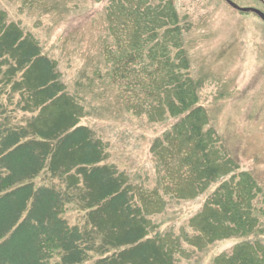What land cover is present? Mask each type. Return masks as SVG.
I'll return each mask as SVG.
<instances>
[{
    "label": "rangeland",
    "instance_id": "374dc122",
    "mask_svg": "<svg viewBox=\"0 0 264 264\" xmlns=\"http://www.w3.org/2000/svg\"><path fill=\"white\" fill-rule=\"evenodd\" d=\"M237 1L241 7L264 11L258 0ZM166 2L154 0L150 3L155 5H149L160 13L157 42L169 48L175 64H182L179 54L185 50L190 63L186 73L198 85L199 106L210 119L205 130L211 129L217 141L212 159L229 172L202 188H195L198 177L183 161L187 146H179L168 135L180 121L178 110L171 114L168 105L159 103L174 98L168 94L150 97L159 78L147 76L151 68L146 53L136 63L120 68L125 78H113L114 65L109 60L114 61L117 54L114 18L118 16L122 24L129 22L126 16L113 14L117 2L0 0V10L57 63L66 93L82 111L80 125L89 127L105 144L108 156L104 165L128 178L138 201L141 194L148 197L150 203H144L143 209L150 236L177 244L178 264H218L221 256L230 255L245 242L258 243L264 250V22L222 0H173L178 19L172 20ZM177 24L178 33L172 32ZM134 34L145 39L144 31L135 33L127 27L123 32L127 50ZM13 100L0 96V104L6 106L15 125H26L38 115L22 111L18 96ZM195 160L199 165L202 162ZM35 184L64 187L62 179L48 172ZM224 184L253 192L251 205L257 225L251 237L210 244L211 235L199 238L192 225L198 227L200 221L193 218L205 206L211 208L208 200ZM65 217L71 226L87 222V212L74 206ZM189 242H198V246ZM98 259L93 255V261Z\"/></svg>",
    "mask_w": 264,
    "mask_h": 264
},
{
    "label": "trees",
    "instance_id": "16d2710c",
    "mask_svg": "<svg viewBox=\"0 0 264 264\" xmlns=\"http://www.w3.org/2000/svg\"><path fill=\"white\" fill-rule=\"evenodd\" d=\"M112 1L117 2L113 14L129 19L122 24L118 16L113 17L117 44L115 60L109 58L113 78H125L120 68L136 63L145 52L151 68L147 76L159 78L150 97L168 94L174 98L159 105H168L171 114L178 110L177 133L173 130L168 135L179 146H187L182 156L191 174L198 177L195 188L217 182L229 172L212 159L217 141L211 129L205 130L210 119L199 106L198 85L186 73L190 63L185 50L175 53L181 55L182 63L175 64L169 48L159 46L160 13L150 9L154 0ZM166 1L172 20H177L175 3ZM174 26L171 31L176 33L178 24ZM127 27L146 33L145 39L134 34L129 50L123 35ZM60 78L57 63L0 10V96L8 95L12 103L18 96L22 111L38 113L26 125H15L0 104V264H178L179 246L150 236L143 209L144 203H150L148 197L141 194L140 204L128 178L104 165L108 156L104 142L80 125V106L66 93ZM44 172L62 179L64 187L37 186L35 180ZM253 197L248 187L224 184L217 189L208 200L211 208L205 206L193 218L200 221L198 227L192 225L199 238L211 235L213 244L251 237L257 225ZM70 206L87 212L85 225H70L65 217ZM189 243L198 246V242ZM253 243L237 245L218 264H264L263 247ZM93 255L99 259L93 261Z\"/></svg>",
    "mask_w": 264,
    "mask_h": 264
},
{
    "label": "water",
    "instance_id": "95a60500",
    "mask_svg": "<svg viewBox=\"0 0 264 264\" xmlns=\"http://www.w3.org/2000/svg\"><path fill=\"white\" fill-rule=\"evenodd\" d=\"M226 2L232 7L234 8L235 10L239 11V12H242V13H246V14H249V13H254L256 15H258L260 17V19L264 22V13L258 11V10H255V9H250V8H240L238 5L234 4L233 2H231L230 0H226Z\"/></svg>",
    "mask_w": 264,
    "mask_h": 264
},
{
    "label": "flooded vegetation",
    "instance_id": "af4514ba",
    "mask_svg": "<svg viewBox=\"0 0 264 264\" xmlns=\"http://www.w3.org/2000/svg\"><path fill=\"white\" fill-rule=\"evenodd\" d=\"M222 1H223L224 3H226V4L229 6V4H228L225 0H222ZM230 1L233 2L234 4L238 5L239 7H241L240 4H239V2H238L237 0H230ZM258 2L264 7V0H258ZM241 8L255 9V10H258V11L264 13L263 10L256 9V8H253V7H241ZM251 14H253V13H251ZM253 15L256 16V17H258L256 14H253ZM258 18H259V17H258Z\"/></svg>",
    "mask_w": 264,
    "mask_h": 264
}]
</instances>
